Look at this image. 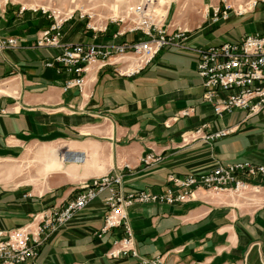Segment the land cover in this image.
I'll list each match as a JSON object with an SVG mask.
<instances>
[{
	"label": "crops",
	"instance_id": "1",
	"mask_svg": "<svg viewBox=\"0 0 264 264\" xmlns=\"http://www.w3.org/2000/svg\"><path fill=\"white\" fill-rule=\"evenodd\" d=\"M228 6V17L214 21V9ZM47 25L40 11L0 7V35L18 39L0 50V230L35 225L46 211L73 201L84 183L107 174H121L125 192L159 194L172 174H200L219 163L264 165V110L216 115L204 100L194 52L164 48L133 76L93 67L82 92L64 91L67 74L45 65L59 49L36 46ZM165 25L186 29L195 47L235 42L264 32V1H173ZM117 29L110 25L95 38L73 20L63 40L133 39L130 33L113 39ZM200 128L232 131L212 141L188 137ZM148 154L158 160L144 163ZM253 183L241 194L199 188L188 202L132 205L128 221L139 256L161 264H264V177ZM105 195L50 231L29 264H140L131 255H108L112 231L97 235Z\"/></svg>",
	"mask_w": 264,
	"mask_h": 264
},
{
	"label": "built area",
	"instance_id": "2",
	"mask_svg": "<svg viewBox=\"0 0 264 264\" xmlns=\"http://www.w3.org/2000/svg\"><path fill=\"white\" fill-rule=\"evenodd\" d=\"M169 4L161 0H140L128 5L122 16L111 18L103 26L86 22V14L65 12L57 7L32 8L40 11L48 20L36 40L37 47L57 48L59 52L48 58L45 65L57 72H65L64 91L86 84V75L93 67L101 69L111 65L122 76H133L148 68L164 48L175 47L192 51L197 55V74L204 87V100L210 103L216 115L235 111L249 115L264 110V32L245 34L239 41H226L219 45L195 47L188 43V31L181 27L172 31L166 28ZM264 1V0H263ZM256 2H254V5ZM25 7H23L24 9ZM229 6L224 11L214 9L212 18L218 21L228 17ZM90 17V16H88ZM84 19L85 29L95 38L107 33L110 25H119L112 38L133 34L132 40L115 42L102 40L92 42L64 41L66 24ZM18 39L0 35V50L14 48ZM187 114L186 111L183 112ZM230 129L214 132L195 130L188 137L212 141L221 138ZM158 158L148 154L146 164ZM264 177V165L250 161L217 164L212 170L200 174L169 176L170 186L163 193L148 190L125 192L122 175L107 174L84 183L77 197L63 208L46 211L35 225L0 230V264H29L48 237L50 231L70 221L80 210L86 208L101 194L106 193L104 203V226L97 233L102 236L112 231L116 238L108 255L112 258L133 256L140 264H161V258H142L136 249V241L128 221V208L136 203L180 204L194 198L196 189L203 188L214 193L243 191L257 187L253 180Z\"/></svg>",
	"mask_w": 264,
	"mask_h": 264
},
{
	"label": "rangeland",
	"instance_id": "3",
	"mask_svg": "<svg viewBox=\"0 0 264 264\" xmlns=\"http://www.w3.org/2000/svg\"><path fill=\"white\" fill-rule=\"evenodd\" d=\"M139 1L140 0H0V7L4 5L25 8L57 7L65 12L75 11L76 14L83 12L87 16L85 19L86 22L90 21L92 24L100 27L106 24V22H110L111 18L122 16L128 5L138 3ZM81 21L84 22V19ZM117 27L120 26L117 25ZM17 164L18 167L23 165L21 160ZM30 170L31 173H34L32 169Z\"/></svg>",
	"mask_w": 264,
	"mask_h": 264
},
{
	"label": "bare ground",
	"instance_id": "4",
	"mask_svg": "<svg viewBox=\"0 0 264 264\" xmlns=\"http://www.w3.org/2000/svg\"><path fill=\"white\" fill-rule=\"evenodd\" d=\"M162 2H164V1H166L168 4H169V2H170V0H161Z\"/></svg>",
	"mask_w": 264,
	"mask_h": 264
}]
</instances>
